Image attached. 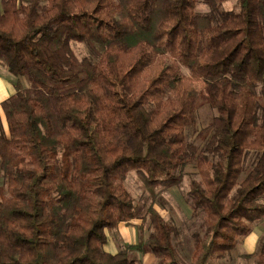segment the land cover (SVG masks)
Wrapping results in <instances>:
<instances>
[{"label": "trees", "instance_id": "1", "mask_svg": "<svg viewBox=\"0 0 264 264\" xmlns=\"http://www.w3.org/2000/svg\"><path fill=\"white\" fill-rule=\"evenodd\" d=\"M224 1L0 0V264H213L264 218V0ZM200 101L216 115L198 146ZM191 163L203 220L186 262L153 200ZM130 170L149 225L111 253L109 231L134 221ZM242 256L264 264V242Z\"/></svg>", "mask_w": 264, "mask_h": 264}, {"label": "rangeland", "instance_id": "2", "mask_svg": "<svg viewBox=\"0 0 264 264\" xmlns=\"http://www.w3.org/2000/svg\"><path fill=\"white\" fill-rule=\"evenodd\" d=\"M236 2L237 0H226L222 3L221 7L224 10L234 9L236 8ZM197 10L204 12L207 10V7L206 5L200 3L197 6ZM72 47L78 57H81L82 55H88L87 49L82 43H72ZM181 71L185 75L188 74L186 70ZM9 76H11L13 79L12 75L9 74ZM21 82L22 84H25V82L27 83L26 78L22 77ZM196 84L200 89L201 87L199 84ZM215 115L216 111L214 109L200 101L199 106L195 110L194 124L186 131L187 140L195 141L196 144L200 146L202 144V140L196 139V134L201 129L206 127L210 123L211 118ZM250 159L251 157L248 156L245 162L248 163ZM191 179H198L197 170L194 163H191L185 169L184 177L179 185L171 187L167 189L166 192L161 194H156V197L153 200L154 205L161 211L164 218L167 221L169 220L173 222L177 226V233L173 238V245L183 260L186 262H189L191 259L195 235L198 233L199 224L203 220V215L193 210L189 196L187 194V184ZM122 183L125 189L131 194L135 204L133 220H135L136 223L131 224L130 230L133 229L134 231L133 236H131V239H134L132 242H136L139 237L138 225L142 222V217L145 219L144 233L146 232V228L149 225V221L146 220V212L151 200L147 191H145L144 185L136 175L135 170L128 171ZM121 226L123 225H117L108 233V240L111 242L115 240V252L120 250L123 243H126L123 242L125 238L119 234ZM262 242H264V218H262L260 222L255 223L248 234L239 238L232 250L227 252L222 259L215 260L213 264H248L252 261V258H245L242 256V254H255ZM148 254L152 262H146V260H143L142 257H140V260L142 259L145 264H152L155 259L150 253ZM128 256L136 259V261L139 263L138 257L141 256V253L130 252Z\"/></svg>", "mask_w": 264, "mask_h": 264}, {"label": "crops", "instance_id": "3", "mask_svg": "<svg viewBox=\"0 0 264 264\" xmlns=\"http://www.w3.org/2000/svg\"><path fill=\"white\" fill-rule=\"evenodd\" d=\"M11 82H12V78H11V76H9L8 71L6 70V68L4 66L0 65V103L2 101L6 100L9 96H11L13 94L14 88H13ZM0 116H1V114H0ZM134 223H136L135 220L132 223H124V222L119 223V224L123 225V226H121V228L119 230V234L125 238L123 242L134 243V242H132V241H134V239H131V236H133L134 231H133V229L130 230L131 224H134ZM252 233H253V231H252ZM108 238H109V234H108ZM114 241L111 242L110 240L107 239L108 243H107V245L105 244V249L111 253H114L116 250V244ZM140 257H142L143 260L145 259L146 262H149V263L152 262L148 253L141 255ZM140 261H142V259ZM142 262H141L142 264H145L144 261H142ZM154 262L155 261H153V263Z\"/></svg>", "mask_w": 264, "mask_h": 264}]
</instances>
